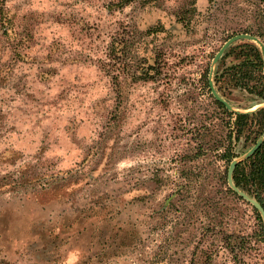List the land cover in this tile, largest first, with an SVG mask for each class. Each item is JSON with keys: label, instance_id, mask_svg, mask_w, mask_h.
Instances as JSON below:
<instances>
[{"label": "rangeland", "instance_id": "obj_1", "mask_svg": "<svg viewBox=\"0 0 264 264\" xmlns=\"http://www.w3.org/2000/svg\"><path fill=\"white\" fill-rule=\"evenodd\" d=\"M241 33L264 0H0V264H264Z\"/></svg>", "mask_w": 264, "mask_h": 264}, {"label": "trees", "instance_id": "obj_2", "mask_svg": "<svg viewBox=\"0 0 264 264\" xmlns=\"http://www.w3.org/2000/svg\"><path fill=\"white\" fill-rule=\"evenodd\" d=\"M240 55L246 57L241 59L239 63L231 66L230 71L233 79H236L235 85L241 89H247L249 92L255 93L259 100L264 102V56L262 50L257 44L247 42L241 46ZM104 66L107 72L112 70L109 67V63L104 62ZM253 75L256 76V81L250 84L248 78H251ZM206 85L209 86L208 77L206 79ZM215 102L230 116L235 114L223 102L217 99H215ZM233 125L235 128L232 130L236 131L237 138H240L248 126L255 125L257 131L255 139H260L264 136V107L250 113L235 114ZM233 132H230V139H232ZM230 150V147H227L223 153V157L228 162H232L236 156ZM233 179L238 187L255 195L257 200L264 206V141L252 156L237 164L233 173ZM254 210L258 220L257 234L259 239L264 242V221L255 207Z\"/></svg>", "mask_w": 264, "mask_h": 264}, {"label": "water", "instance_id": "obj_3", "mask_svg": "<svg viewBox=\"0 0 264 264\" xmlns=\"http://www.w3.org/2000/svg\"><path fill=\"white\" fill-rule=\"evenodd\" d=\"M242 38H247V39H251V40H255L257 41L261 48H262V51H263V55H264V45H263V42L261 41L260 38H258L257 36H254V35H251V34H247V33H241V34H237L233 37H231L224 45L223 47L221 48V50L217 53L216 55V60L223 54V52L225 51V49L231 45L233 42H235L236 40H239V39H242ZM210 86H211V89H212V92L213 94L215 95L216 99L223 102L226 107L229 109V110H233V107L232 105L227 101L225 100L218 92L217 90L215 89L214 85H213V81L210 80ZM264 141V137L262 139H260L249 151L248 153L246 154L245 158L248 159L250 156H252L256 150L261 146V144L263 143ZM241 162V160H238V159H234L231 164H230V167H229V182H230V185L232 186V188L240 195L242 196L244 199H246L247 201H249L250 203L253 204V206L259 211V213L261 214L262 218H263V221H264V206L261 204L260 201H258L255 197H251L248 193L244 192L243 190H241L234 182V179H233V173H234V170L237 166V164H239Z\"/></svg>", "mask_w": 264, "mask_h": 264}]
</instances>
